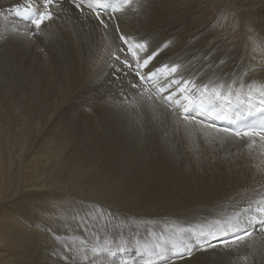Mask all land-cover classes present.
I'll return each instance as SVG.
<instances>
[{"label": "bare ground", "instance_id": "6f19581e", "mask_svg": "<svg viewBox=\"0 0 264 264\" xmlns=\"http://www.w3.org/2000/svg\"><path fill=\"white\" fill-rule=\"evenodd\" d=\"M24 3L0 0L3 122L8 125L6 114L12 107L25 106L0 142V207L20 188L33 190L30 195L39 198L43 190L59 192L56 203L37 200L32 204L36 210L41 208L42 217H31L26 224L30 232L26 257L28 254L36 264H88L84 255L93 264H120L121 260L160 264L149 253L158 243L178 239L179 229L204 226L206 232L214 231L215 221L223 222L249 204L255 207V202L264 198V142L258 137L257 144L249 147L250 141L184 124L179 111L165 105L153 90V83L157 87L164 84L162 77L144 84L148 92L143 97L128 87L133 75L120 81L112 79L109 65L120 47L115 25L132 42L147 38L152 49L163 43L164 32L168 35L164 42L170 41V47L142 69V74L169 61L182 63L187 69L185 78L194 79L198 85L219 89L222 84L225 93L230 87L235 91L231 95L233 105L244 101L238 110L247 114L248 84L264 85V66L257 56L242 65L230 63V57H224V42L216 46L210 42L212 24L196 26L187 35L184 29L190 25L195 0H127L124 4L114 0L120 11L105 13L112 17L107 30L89 16V9L85 7L82 14L65 2L63 8L53 9L54 18L46 21L38 34H33L30 22L15 14L14 9ZM240 13L244 24H261L264 0H244ZM244 47H254L250 34ZM210 49H215L211 57L203 51ZM122 58L130 63L135 59L130 52ZM46 59L58 66L48 74H37L39 88L29 89L35 91L41 101L37 104L48 116L55 110L56 100L44 99L47 94H60L72 102L51 121V129L58 124L82 128L81 137L73 138L72 148L66 146L56 128L50 133L61 140L41 141L35 146L27 138L40 112L23 100L18 102L26 98V91L10 75L24 70L32 76ZM201 68H206L207 74H202ZM256 99L254 94V102ZM65 115L73 118L64 122ZM52 153L69 155L61 165L50 162ZM11 171L18 172L17 183ZM65 192L76 194L81 202L67 205L62 199ZM15 217L17 213L13 217L16 222ZM23 220L27 218L19 213L17 223L23 224ZM253 228L255 231L239 247L220 245L196 251L182 261L171 257L172 264H257L256 249L264 247V229L258 225ZM182 236L188 242L195 239L190 232ZM200 240L214 243L216 239L206 235ZM121 245L127 248L126 253L116 252Z\"/></svg>", "mask_w": 264, "mask_h": 264}, {"label": "snow or ice", "instance_id": "6c2138e0", "mask_svg": "<svg viewBox=\"0 0 264 264\" xmlns=\"http://www.w3.org/2000/svg\"><path fill=\"white\" fill-rule=\"evenodd\" d=\"M65 2L82 14L85 7L89 9V16L104 30L108 29L109 22L112 20V17L106 16L105 13L109 10L113 13L120 11V8L115 6L114 0H25L22 7H17L14 10L17 15L29 17L30 23L35 29L33 34H38L42 25L54 18L53 9L63 8ZM126 2L127 0H119L120 4ZM114 28L118 34L120 47L118 48L119 54L113 53V62L109 65L113 80L120 81L122 77L126 78L133 75L134 79L128 81V87L143 97L148 92V89L144 88V84L146 82L153 83L162 77L164 84L157 87L153 83V90L158 99L165 105L179 111L180 119L184 124H196L202 130H212L242 141H250L249 147L257 144V137L260 142H264V120L242 126V118L246 113L238 110V107L244 101H238V104L234 106L231 100L230 87L227 89V94H222V91L219 90L225 87L222 84L219 89L216 87L210 89L208 84L198 85L194 79L185 78L187 69L182 63L173 61L142 74V69L147 68L164 50L170 47V41L163 42L152 49L147 38L140 37L138 42H132L127 35L120 32L119 25H115ZM125 52H130L131 56L135 58L132 63L127 58H122ZM138 53L143 55H138ZM254 94L255 97H258L255 102ZM147 99L151 100L152 97L148 96ZM246 101L248 112L264 110V85L260 87L250 85ZM216 121H228L229 126L218 127ZM255 204V207L249 204L247 208L234 213L223 222L215 221L216 230L214 231L206 232L204 226L179 229L181 236L178 239L156 244L155 249L149 255L154 254L160 264H172L171 257H177L182 261L186 257H192L196 251L207 250L220 245L225 248L239 247L252 235L250 228L258 225L264 229V198ZM208 227L211 228V225ZM84 228H87V224H84ZM184 232H190L195 239L188 242L182 236ZM206 235L217 239V244L214 245L207 240L201 242L200 238ZM94 251L96 250L94 249ZM105 251L107 250L105 249ZM127 251L123 245L116 249L118 253H126ZM115 254V252L111 253V255ZM83 259L88 264H93L87 255H84ZM245 259L247 258L245 257ZM120 264H128V262L121 260ZM146 264H152V262L147 261Z\"/></svg>", "mask_w": 264, "mask_h": 264}, {"label": "rangeland", "instance_id": "374dc122", "mask_svg": "<svg viewBox=\"0 0 264 264\" xmlns=\"http://www.w3.org/2000/svg\"><path fill=\"white\" fill-rule=\"evenodd\" d=\"M189 1L192 2V0ZM243 1L244 0H195L196 3L192 5L190 9V25L189 27L184 29V31L187 32V35H189L192 32V28H195L196 26L203 27L206 25L210 26L212 24L210 30L214 31V35L210 39V42L212 44H214L213 42H215L216 44L214 46H216L217 43L224 42V45L227 48L223 49L225 51L224 57H230V63L242 65L244 61L246 63L250 57L257 56L258 61H260L262 66H264V20L261 24H255L252 21L248 25L244 24L243 15L240 13L242 12ZM165 24L166 22H164L161 27ZM246 27L248 31L245 30ZM162 34L164 35V38L162 39V41L164 42L167 39L168 35L164 32H162ZM247 34L251 35L252 41H254V47H244ZM90 46L91 41H89L88 43L89 49ZM214 50L215 49L203 51L208 52L210 54L209 57H211ZM40 63L41 64L36 66V74H33L32 76L26 75V72L24 70H19V72H14L10 75L11 79L14 80V82H20L22 84V87L26 91V98L20 99L18 100V102L23 100L29 105H34L39 109L40 112L38 118L32 121V128L30 129V134L27 135V138H29L30 142H35V146H37L41 141H53V139L61 140L50 133L53 129L56 128L59 136L62 138V140H64L66 146L68 148H72L74 144L73 138L77 139L81 137L82 128L79 125L75 124L73 128H67L58 124L53 129H51L52 119L61 116L66 108L72 106V102L68 101L60 94H47L44 99L56 100L55 110L50 116H48L47 111L42 107V105L37 104V102L41 101L37 100L35 91L31 92L29 89L30 87L39 88L41 80H38V78H36L37 74H48L52 67L55 71V68L58 66V64L53 65L50 59L43 60ZM216 64L219 65V62H217ZM200 70L202 71V74H207L208 72L206 68H201ZM257 83L259 85L261 84V82ZM240 85H244V83H240ZM250 85L257 87L251 81L248 86ZM221 91L223 94L224 91L222 89ZM231 93L233 94L235 93V91H231ZM224 94L227 93L224 92ZM24 108V105H22V107H12L7 112L6 115L9 119L8 125L3 122L4 115L0 113V142L3 132L7 130L8 126L12 124L13 119L17 117ZM72 118L73 116L70 117L68 115H65L63 117V121L69 122ZM68 155L69 154L66 153L63 155L52 153L50 156V162L57 161L62 165L63 161L68 158ZM19 160L20 159H18L17 161L19 162ZM17 173L18 172H12L11 174L12 180L16 183L18 182V179L16 178ZM31 191L34 192L31 189L20 188L17 192H15L16 194H9L6 197L5 201L1 203L0 217L4 218L3 220H0V264H3L6 261L8 264H36L32 259L28 257V254L26 257V252L28 251L27 244L30 238V236L28 235L30 232L26 227V224L28 225L31 217H35L36 215L42 217L41 208L38 207L36 210L32 206V204H34V202L37 200H39L40 202L49 201L50 204L52 202L56 203L55 200L57 199L59 192L58 190H43L42 192H44V195L40 196L39 198L30 195ZM62 197V199L67 202V205H73L76 200H79L81 202V198H79L72 192H65ZM40 202L37 203L40 204ZM53 209L56 210L55 207H53ZM5 212L7 214L3 215V213ZM15 213H17V219L15 217L16 222L13 220ZM19 213L21 214V216H25L27 218V220L22 221L23 224L17 223V220H19ZM53 219L54 220L50 224L51 227H53L55 224V217H53ZM103 228L109 229L106 226ZM263 249L264 247L262 246L257 247L256 249V251L258 252V254L256 255L257 264H264Z\"/></svg>", "mask_w": 264, "mask_h": 264}]
</instances>
